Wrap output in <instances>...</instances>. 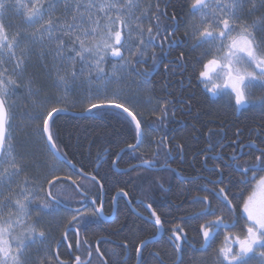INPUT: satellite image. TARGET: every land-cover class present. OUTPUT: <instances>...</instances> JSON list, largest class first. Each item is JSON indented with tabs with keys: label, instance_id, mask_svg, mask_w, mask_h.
I'll return each mask as SVG.
<instances>
[{
	"label": "snow or ice",
	"instance_id": "6c2138e0",
	"mask_svg": "<svg viewBox=\"0 0 264 264\" xmlns=\"http://www.w3.org/2000/svg\"><path fill=\"white\" fill-rule=\"evenodd\" d=\"M167 7L164 0L146 6L143 0H0V264H92L90 242L81 239V233L87 228L88 217L102 214L104 183L97 175L82 170L80 178L52 173L61 163L76 167L62 153L52 122L55 114L67 110L62 106L67 104V93L81 77L89 84L102 85L85 112L115 109L128 120L134 143H128L127 150L139 152L136 158L140 162L124 169L125 175L135 172L139 177L142 171L155 169L161 154L167 161L168 138L162 134L157 139L153 133L166 124L172 101L154 102L148 95L143 105L151 110L146 112L139 101L132 103L125 93V88L136 84L139 94V84L150 83L152 70L159 62L157 47L164 50L165 45L171 48L179 42L176 32L181 21L175 10L169 18ZM187 16L184 37L192 41L193 52L200 50L193 57L189 81L195 78L197 85L213 97L226 96L236 109L258 107L264 114V0H188ZM165 19H170L171 27L165 25ZM12 20L19 23L13 24ZM33 57L52 79V86L64 89V96L52 99L45 94L41 98L44 90L30 72ZM107 63L112 65L111 72L105 67ZM177 68L189 71L183 51L176 61L165 65L166 72ZM109 85L116 87L109 92ZM146 118L150 124H145ZM33 123L35 128L28 135L43 141L44 151L52 157L51 162L45 161L52 178L32 174L30 165L35 164L37 170L41 165L35 158L29 161L24 154L18 155L17 130L23 131ZM242 135L237 129L231 141L236 146L231 156L221 157L223 164H213L212 175L216 178L203 185L206 194L191 197L198 211L189 216L198 224L194 239L200 241V250L206 252L224 232L223 242L213 252L212 264H252L257 256L264 264V141L257 145L250 139L248 158L241 160L236 149L246 147L240 141ZM120 159L117 153L112 166L116 167ZM161 167L167 168V163ZM85 177L93 188L99 185L100 203L96 206L97 198L93 197L91 211L74 209L71 220L64 225L62 239L68 242L70 259L65 261L58 253L41 254L39 249L33 254V245L44 244L48 238L41 217L66 207L59 198L63 186L53 191L57 181H69L83 201L90 193L81 182ZM234 178H238L234 185L237 192L232 194ZM155 185L163 188L159 177L147 180L146 196ZM119 194L128 196L124 189ZM145 206L151 211L150 219L158 234L163 227L161 216L151 203ZM187 222L181 216L180 222L171 226L169 246L175 250L176 264H185L183 248L188 233L183 225ZM69 229L75 230V248L69 240ZM150 242L140 240L136 245L137 264H144L142 251ZM128 247L125 241L123 248ZM95 253L103 264H108L99 247ZM152 256L159 257L160 253ZM157 264L162 262L158 260Z\"/></svg>",
	"mask_w": 264,
	"mask_h": 264
},
{
	"label": "trees",
	"instance_id": "16d2710c",
	"mask_svg": "<svg viewBox=\"0 0 264 264\" xmlns=\"http://www.w3.org/2000/svg\"><path fill=\"white\" fill-rule=\"evenodd\" d=\"M164 2L168 3V17L170 18L173 10H175L181 21L179 30L176 32V38L181 40V42L182 40L187 42H183L181 48L176 47L169 52L171 54L172 52L175 53L174 59L172 58L173 62L177 60L181 51L185 52L186 66L189 71L182 72L177 68L175 71L170 69L165 73L166 63L161 62L162 64L160 65L159 62L161 56L165 53L164 50L167 45L164 46V50H160L157 47L159 62L152 70L150 83H140L144 91L140 87L141 92L137 95L130 93L127 95L128 99L132 103L139 101L141 108L146 112L151 110L150 107L144 108L143 105V101L148 95L153 97L154 102L157 99L174 100L173 107L169 111V116L170 113H175V123L160 126V131L153 133V136L157 139L162 134L167 136L169 147L175 152L180 151V153H183L185 164L183 167L187 171L190 170L188 162L191 158H193L194 166L197 169H201L200 155L198 153L208 146L205 136L208 134V140H211L213 136L209 133L213 129L222 128L227 138L233 137L237 129L242 132L243 135L241 137L243 138L245 136L249 137L248 132L250 133L249 139L258 134V140L255 141L259 145L261 141H264V114H262L258 107L250 106L247 111H241L239 114H236L235 107L233 105L230 106L229 103L215 104L210 102L207 98L208 96L201 92V86L197 85L195 78L189 81L193 57L198 56L200 50L198 49L194 53L189 51L192 41L184 39L185 27L189 19L187 16L188 0H170V3L168 0H164ZM164 23L166 26L171 27L170 19H165ZM150 55L151 50L149 51V57ZM150 65L151 60L149 59ZM105 67L111 72V63H107ZM30 72L36 83L44 90L41 93V98L45 94L52 99H55L58 95H65V93H60L59 90L52 86V79L49 78L45 69L41 67L37 57H33ZM94 83L97 84L96 82ZM95 97L88 90L85 93L78 90L67 93V104L62 105L67 107V110L64 111L65 113H58L54 116L52 130L56 136L57 143L61 146L62 153L66 154V160H70L76 167L75 170H72L61 163L52 170V173L59 176L71 175L74 178H80V170H82L84 173L97 175V178L101 179L104 183L103 192L106 195V200L109 199V204H111L115 194L120 193V189H124L133 200L138 198L149 199L155 202L160 200L162 204H165V207L161 209L162 218L165 222L164 225L167 227L165 234L160 235L159 239L149 243L143 249L142 259L144 264H157L158 260L162 264H176V254L174 248L169 246V236L172 224L180 222L181 216H184L188 220L183 225L188 233V242L183 248L185 264H190L191 261H204V264H212L213 252L223 242L224 232L221 231L215 243L206 252L200 250V241L194 239V229H198V224L189 216L190 213L198 211V208L193 207L191 203V197L196 195V192L194 193V190L191 191V186L188 183L176 182L173 175L168 171L156 174L142 173L139 177L135 172L127 175L124 172H117V169L123 170L131 164L139 163L140 161L136 157L140 153L133 154L127 150V144L134 143V135L129 131L128 120L118 110L84 111ZM150 123L151 120L146 118L145 124ZM34 128L35 123L28 125L23 131L17 130L18 155L24 154L29 161L35 158L41 167L37 170L36 165L31 164V173L34 175L39 174L42 179L45 175H49L50 170L45 166V161L51 162L52 157L44 151L43 141L35 136L30 137L28 135ZM178 145H182V149ZM121 149H124V151H121ZM117 153H119L121 159L115 170L112 167L111 161L116 158ZM148 156H150V152ZM160 158V160H165L163 154H161ZM195 176L196 174H194ZM155 177H159L163 183V188H169V191L167 194L163 193L161 187L155 185L146 196L145 188L147 187V180H152ZM49 178H52L51 175H49ZM20 179H23V176ZM235 179L238 178H234L233 185H235ZM85 181V178H81L84 187L90 189L89 194L99 195L100 190L98 185L93 188L90 182ZM61 185L63 186V191L59 198L68 207L67 210L80 208L84 204V200L82 201L79 193L75 192V187L69 181H57V188L53 189V191H60ZM232 186H230V192L235 194L237 188H232ZM192 187L195 189V186ZM247 194L245 193V195ZM213 204H215V201H213ZM119 216H121V221H115V223L108 225V228H105L103 233V236L106 233H110L108 236L116 234L115 239H110L117 244L113 247L115 255H111L110 251L102 246L99 248L105 254L108 264H136V245L140 240L153 239L156 236L154 235L155 230L131 215L126 216L125 214ZM71 218L72 214L62 207L53 215L41 217V227L48 233L50 241H52L50 245H39L41 254L47 252L55 256L58 253L61 259L65 261L70 259L66 243L55 244L51 238H55L58 233H61L62 229H59L60 226L67 224ZM115 231L118 232L115 233ZM94 241H89V246L93 251L92 264H103L96 255L95 250H93ZM125 241L128 242V248L131 252V256L127 258V261L124 249L121 247ZM72 244L73 248H75V242H72ZM192 244H195L194 248L191 247ZM155 252H159L160 256L153 257L152 253ZM132 253L134 255L133 258Z\"/></svg>",
	"mask_w": 264,
	"mask_h": 264
},
{
	"label": "flooded vegetation",
	"instance_id": "af4514ba",
	"mask_svg": "<svg viewBox=\"0 0 264 264\" xmlns=\"http://www.w3.org/2000/svg\"><path fill=\"white\" fill-rule=\"evenodd\" d=\"M184 39H186V38H184ZM178 41L179 42L177 44L173 45L171 48H168V46L165 47V50H164L165 53L160 58V62H159L160 65L162 64L161 62H164L166 64L173 62V59H174L173 57H174L175 53L172 52V54H171L169 51L176 48V47L181 48L183 45V42L187 43L184 40H182V42H181V40H178ZM189 51L193 52L191 49ZM164 72L167 73L165 71V69H164ZM167 78H169V77H167ZM200 90L203 94L208 96L207 97L208 100L212 103H215V104L224 103V102L229 103L228 98L226 96L213 97L209 93H207L202 88V86H201ZM255 95L258 96L259 92H257ZM169 100L172 101V105H173L174 100H172V99H169ZM172 105H171V107H173ZM249 107L250 106H245V107H242L240 109L235 108V112H236V114H239L241 111H247L249 109ZM174 116L175 115H173V112H172V114L170 113V116L166 122L167 125L175 123L176 117H174ZM221 129L222 128H219L217 130H215V129L211 130V135L213 136L211 140H208V134L205 136L206 142L208 143V146L205 147L203 150L199 151V153H198L200 155L199 159H200L201 169H197L194 166L193 158H191V160L188 162V167L191 171L190 170L187 171L183 167L185 165L184 160H183V153L182 152L180 153V151H178L179 153L175 152L174 150H172L169 147L170 155H168L167 161L160 160L161 159L160 158L159 160L156 161V168L155 169L150 170L148 172L142 171L141 174L142 173L156 174V173H162V172L166 173L168 171L169 173H171L173 175L176 182L180 181V182L188 183L191 186V191L194 190L193 192L194 193L196 192V195L206 194V190L203 188V185L206 182L211 181V180L216 178L214 175H212V173L214 171L213 164L216 162L223 164L225 161L223 159H221V157L229 158L231 156V154L233 153V148L236 147L235 145H233L231 143V141L235 137L236 133H234L233 137L230 136V138H227V136H225V131L224 130L221 131ZM249 134L250 133L248 132V136L250 137ZM255 134H257V133H255ZM249 137L245 136L244 138L243 137L240 138V141L246 145V147L243 150H240L238 148L236 149L238 157L241 160L248 158L249 148L247 145L249 143V140L251 139V138L249 139ZM148 139H149V137L146 136L145 143L148 142ZM252 140H258V134L256 136H254L252 138ZM209 145H212L213 148H209ZM257 145H258V143H257ZM206 156H207V160H205ZM160 162H161V164H160ZM165 162L167 163V168H162L161 165L164 164ZM135 164H138V163H135ZM113 169H114V167H113ZM125 169H127V168H125ZM172 169H174L175 171L173 172ZM123 170L117 169L116 171L117 172H124ZM131 173H133V172H129L128 174H131ZM194 174H196L195 177H194ZM174 185H175V183H174ZM192 186H195V189ZM211 187H212V185L210 183H208V189H211ZM232 188H236V187L233 185ZM161 189H162L163 193H166V194L169 191V188H167V189L161 188ZM118 194L119 193H116L114 197H117ZM93 197L97 198L98 203L96 206H99V203H100L99 195H95L92 193V194H89V197L87 200H84V204H82L80 206L81 211H84L86 209L88 211H91V209L93 207L91 205V199ZM130 197H131L130 195L125 197L121 194L118 198H116L115 202H113V200H112L111 204H109V199L106 200V195L103 192L102 214H100L98 217H88L87 228H86V230H83L81 233V239L86 238L88 241H94L95 240L94 244H93V250H95L97 247L102 246V247L106 248L107 250H109L111 255H115L113 247H115L117 244L110 239H115L116 234H114V236L112 234H111V236H108L110 233H106V235L103 236V233H104L105 228H108L107 227L108 225L115 223V221H121V216H119V215H125L126 214V216L131 215L135 219L137 218L142 223L149 225L150 227L154 228V230H155L154 235L165 234V230L167 227L164 225L165 222L162 218V210H161L163 207H165V204H162L160 202V200L157 202L149 200V199L145 200V199H140V198L133 200ZM213 201H215V200H213ZM146 203H151L153 205V210H155L157 212V214L161 216V219L163 221V227L161 228L162 230L158 234H157V230L154 226V223L150 219L151 211L145 206ZM121 209H125V210H121ZM73 210L74 209H72V208L70 210L66 209V211H69L71 214H72ZM59 229H62L61 233H58L55 238H51V239L54 241L55 244L66 243V245L68 246V242L63 241V239H62L63 232H64V225H61ZM69 232H70V237H69L70 242L71 243L75 242V239H76L75 230L69 229ZM116 232H118V231H115V233ZM51 242L52 241H50V238L48 235V238L45 241V243L41 244V245H50ZM39 245L40 244L38 243V244H35L33 246H39ZM121 247L123 248V244L121 245ZM124 253H125V259L127 261V258H129L131 256V252H130L129 248L126 250L124 249ZM133 257H134V255L132 253V258ZM135 259H136V253H135ZM136 263H137V261H136Z\"/></svg>",
	"mask_w": 264,
	"mask_h": 264
},
{
	"label": "rangeland",
	"instance_id": "374dc122",
	"mask_svg": "<svg viewBox=\"0 0 264 264\" xmlns=\"http://www.w3.org/2000/svg\"><path fill=\"white\" fill-rule=\"evenodd\" d=\"M149 2H151L153 5L155 4V0H143V4H144L145 6H146ZM11 22H12L13 24H17V23H19L18 20H12ZM100 87H102L101 84H98V83L95 84L94 82H93L92 84H89V83L86 82V80H85L83 77H81L80 80H78L73 86H71V88H70V90H69L68 93H70V92L73 91V90H78V91H81L82 93H85V92H87V90H88V92H89L90 94L96 96V94H97V89L100 88ZM115 87H116V85H109V86H108V90H109V92H111ZM121 87H123V85H121ZM136 87H137V85H136V84H133V86H132L131 89L125 88V93H126V95H129L130 93H134L135 95H137V93H136V91H135V90H136ZM140 87L142 88V86L139 84V88H140ZM141 88H140V89H141ZM141 90L144 91V88H142ZM59 92H60V93H65L63 88H60V89H59ZM140 92H141V91H140ZM127 97H128V96H127ZM37 249H40V247H39V246H36V247L33 246L32 249H31L30 251H32L33 254H35V252H36ZM252 264H260L259 259H258V256H257V258H254V259L252 260Z\"/></svg>",
	"mask_w": 264,
	"mask_h": 264
},
{
	"label": "water",
	"instance_id": "95a60500",
	"mask_svg": "<svg viewBox=\"0 0 264 264\" xmlns=\"http://www.w3.org/2000/svg\"><path fill=\"white\" fill-rule=\"evenodd\" d=\"M61 113H65V112L63 111V112H60V114H61ZM54 116H56V114H55ZM63 164H66L68 167H71V165H68L67 163H63ZM71 168H72V167H71ZM85 178H86V177H85ZM117 197H118V196H117ZM117 197H116V198H117ZM161 230H162V229H160V232H161ZM157 239H159V238H157ZM157 239H152V240H150V241H151V242H154V241H156ZM151 242H150V243H151ZM148 244H149V243H148ZM148 244H147V245H148ZM144 248H145V247H144ZM144 248H143V249H144ZM136 264H137V263H136Z\"/></svg>",
	"mask_w": 264,
	"mask_h": 264
}]
</instances>
